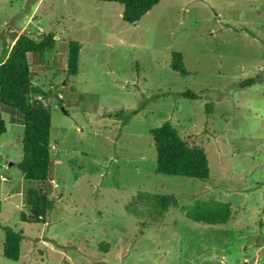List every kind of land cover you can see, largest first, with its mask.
<instances>
[{
	"label": "rangeland",
	"instance_id": "rangeland-1",
	"mask_svg": "<svg viewBox=\"0 0 264 264\" xmlns=\"http://www.w3.org/2000/svg\"><path fill=\"white\" fill-rule=\"evenodd\" d=\"M122 10L0 0V60L20 33L55 39L28 54L46 92L32 100L51 111L48 181L22 176V118L0 103V224L24 234L13 261L0 227V264H264V0H161L136 23ZM69 40L81 44L76 75L67 73ZM174 51L186 74L171 68ZM166 121L205 150L207 179L155 172L150 130ZM30 188L53 201L42 222L21 219L32 220ZM142 192L174 194L177 206L159 211ZM210 198L230 204L227 223L185 217Z\"/></svg>",
	"mask_w": 264,
	"mask_h": 264
},
{
	"label": "trees",
	"instance_id": "trees-1",
	"mask_svg": "<svg viewBox=\"0 0 264 264\" xmlns=\"http://www.w3.org/2000/svg\"><path fill=\"white\" fill-rule=\"evenodd\" d=\"M117 2L123 5L122 19L127 23H136L141 16L161 0H100ZM54 34L48 33L35 41L27 34L20 33L11 48L4 50L0 60V103L11 110L17 111L22 118L23 136L21 139L22 156L18 168L25 179L48 181L51 164V111L41 101L32 100V96L45 95L46 92L32 82V72L28 62V54H42L54 46ZM67 73L76 75L81 44L76 40L67 42ZM171 68L186 74L180 52H172ZM255 77L247 78L238 83L240 87L251 85ZM183 97L196 99L197 94L191 91L179 93ZM208 105V104H207ZM210 110V109H209ZM138 109L127 115V120L136 114ZM6 132L5 121L0 114V138ZM155 148V172L164 175L186 176L205 180L209 177L208 158L205 150L190 145L169 122H163L150 130ZM47 189L41 191L30 188L26 192V203L29 205L32 220L21 213L22 221L42 222L45 214L52 209L53 201L47 195ZM140 199L155 205L159 211L166 212L170 207L177 206L174 194L142 192ZM229 203L213 198L196 199L185 208V217L193 222L219 225L225 224L231 217ZM4 242L2 252L7 259L16 261L20 258L21 242L24 238L22 230H13L2 226Z\"/></svg>",
	"mask_w": 264,
	"mask_h": 264
},
{
	"label": "crops",
	"instance_id": "crops-1",
	"mask_svg": "<svg viewBox=\"0 0 264 264\" xmlns=\"http://www.w3.org/2000/svg\"><path fill=\"white\" fill-rule=\"evenodd\" d=\"M15 41V40H14ZM14 41L11 43V45L9 46L8 50L11 48L12 44L14 43ZM67 49H68V45H67ZM67 61V58H66ZM5 134V133H4Z\"/></svg>",
	"mask_w": 264,
	"mask_h": 264
},
{
	"label": "built area",
	"instance_id": "built-area-1",
	"mask_svg": "<svg viewBox=\"0 0 264 264\" xmlns=\"http://www.w3.org/2000/svg\"><path fill=\"white\" fill-rule=\"evenodd\" d=\"M40 98V97H39ZM1 179L3 178L2 176L0 177Z\"/></svg>",
	"mask_w": 264,
	"mask_h": 264
}]
</instances>
